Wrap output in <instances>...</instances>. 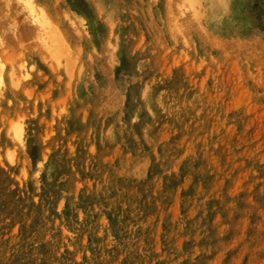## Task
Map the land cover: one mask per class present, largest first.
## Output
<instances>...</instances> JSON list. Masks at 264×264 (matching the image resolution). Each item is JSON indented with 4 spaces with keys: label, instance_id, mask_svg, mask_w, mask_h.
<instances>
[{
    "label": "rangeland",
    "instance_id": "1",
    "mask_svg": "<svg viewBox=\"0 0 264 264\" xmlns=\"http://www.w3.org/2000/svg\"><path fill=\"white\" fill-rule=\"evenodd\" d=\"M18 1L0 264H264V0Z\"/></svg>",
    "mask_w": 264,
    "mask_h": 264
},
{
    "label": "bare ground",
    "instance_id": "2",
    "mask_svg": "<svg viewBox=\"0 0 264 264\" xmlns=\"http://www.w3.org/2000/svg\"><path fill=\"white\" fill-rule=\"evenodd\" d=\"M3 1V0H2ZM18 0H16V2H17ZM205 2H208V3H206V4H208L209 6L210 5H213V3H212V1L213 0H204ZM9 2V1H8ZM7 2V3H8ZM19 2V1H18ZM22 3H23V6L25 7V8H23V6H22V4L21 5H18L17 3V5L20 7H22V9L21 10H23V9H25V10H27L28 12H26V13H28L27 14V16H29L28 18L30 19L31 18V21L30 22H33L32 24H33V26H37V30H39L40 31V33H39V36L42 38V42L43 41H45V43L47 44V41L45 40L46 39V35H48V34H50V33H48V32H51L52 30H50L49 31V29H47L46 30V24H47V22H46V18H45V14H44V11L42 12V11H39V10H37L36 8H35V6L33 5V2L31 1V0H22L21 1ZM20 2V3H21ZM231 2V1H230ZM2 3V2H1ZM6 3V4H7ZM11 3V2H10ZM9 3V4H10ZM13 5V4H12ZM17 6V7H18ZM51 6V5H50ZM3 7V6H2ZM19 7H18V9H19ZM20 7V8H21ZM39 7V6H38ZM6 8V7H5ZM140 8V7H139ZM210 8H211V6H210ZM8 9V8H7ZM7 9H6V11H7ZM46 9V8H45ZM50 9H51V7H50ZM43 10V9H42ZM211 10V12L212 13H214V11H215V7H213V8H211L210 9ZM222 11V10H221ZM2 12H3V10H2ZM223 12V11H222ZM6 13V12H5ZM23 13V12H22ZM21 13V16L20 17H22V18H24L25 16H22V15H24V14H22ZM20 14V13H19ZM3 15V14H2ZM6 16V15H5ZM21 18V19H22ZM223 18V17H222ZM9 19V18H8ZM7 19V20H8ZM14 19H17V18H15L14 17ZM20 19V20H21ZM6 20V19H5ZM10 20V19H9ZM25 20H27V18L25 19ZM24 20V21H25ZM1 21V23H3L4 22V20L2 21V20H0ZM23 21V20H22ZM29 21V20H28ZM18 22H19V19H18ZM1 23H0V25H1ZM15 23V22H14ZM16 23H17V21H16ZM4 24V23H3ZM30 24V23H29ZM27 25L26 24V27H28V28H26L25 26H22V27H24L25 28V31H24V28H18V29H20L21 31H20V33L22 34V32L24 33V32H26L27 34L30 32V30L33 32L34 30H33V26H32V24H31V26L30 25ZM49 24V23H48ZM47 24V25H48ZM9 25V24H8ZM13 25V24H12ZM24 25V24H23ZM5 26V25H4ZM10 27H11V25H9ZM14 26V25H13ZM12 26V27H13ZM30 26V27H29ZM0 27H2V26H0ZM11 27V28H12ZM20 27V26H19ZM52 27L53 26H51V29H52ZM30 28H32V29H30ZM39 28V29H38ZM54 28V27H53ZM27 29H30L29 31H27ZM75 29V28H74ZM74 29H72V30H74ZM4 30V29H3ZM15 30V29H14ZM23 30V31H22ZM19 31V30H18ZM17 31V32H18ZM35 31H36V28H35ZM54 32H53V34H55V32H56V34H58L59 33V31H58V29H56V31H55V28H54V30H53ZM57 31H58V33H57ZM66 31V30H65ZM69 31V30H68ZM75 31V30H74ZM154 31V30H153ZM4 32V31H3ZM11 32V31H10ZM14 32V31H13ZM2 33V32H1ZM24 34L25 36L27 35V34ZM63 33H65V32H63ZM69 33V32H68ZM71 33V32H70ZM13 33H11V35H12ZM19 34V33H18ZM20 34V35H21ZM59 34H61V33H59ZM23 34H22V36H24ZM66 35V34H65ZM69 35V34H68ZM1 36V35H0ZM3 36V35H2ZM15 35L13 34V36L12 37H14ZM28 36L29 37H31V36H33V35H30V34H28L26 37H22L23 39H25V38H28ZM7 36L5 35V38H6ZM18 37H19V35H18ZM49 36H47V38H48ZM8 38V37H7ZM19 38H21V36L19 37ZM2 39V38H1ZM0 39V40H1ZM10 39V38H9ZM11 40V39H10ZM21 40V39H20ZM1 41H3V40H1ZM0 41V42H1ZM158 41V40H157ZM4 42V41H3ZM12 43H14V42H12ZM44 43V42H43ZM1 44H2V42H1ZM18 44L20 45V42H18ZM28 47V46H27ZM1 50V49H0ZM2 51V50H1ZM5 51V50H4ZM8 73V76H9V74H10V82L12 83V81L13 80H15L14 82H13V84H16V83H18V81L20 80V79H18V81L16 82V79L17 78H20V77H17L16 75H15V73H14V71L11 69V71L10 72H7ZM4 75H6L5 73H4ZM3 65L1 64L0 65V85L1 84H3V82H4V80H3ZM4 78H6V76L4 77ZM24 78V77H23ZM7 79V78H6ZM7 82H9V80H7ZM5 84V83H4ZM10 84V83H9ZM12 84V85H13ZM18 85V84H17ZM17 85H13L14 87H16ZM8 87V86H7ZM6 87V88H7ZM9 88V87H8ZM15 135H16V137L20 140L21 139V134L19 133V132H17V131H15V133H14ZM24 141V140H23Z\"/></svg>",
    "mask_w": 264,
    "mask_h": 264
}]
</instances>
